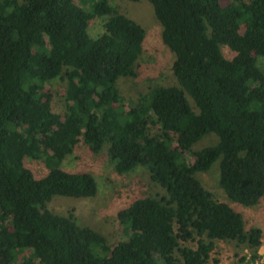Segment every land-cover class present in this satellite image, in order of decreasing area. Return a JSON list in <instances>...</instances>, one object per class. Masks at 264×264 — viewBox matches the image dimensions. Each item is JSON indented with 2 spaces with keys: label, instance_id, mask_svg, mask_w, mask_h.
I'll return each instance as SVG.
<instances>
[{
  "label": "trees",
  "instance_id": "obj_1",
  "mask_svg": "<svg viewBox=\"0 0 264 264\" xmlns=\"http://www.w3.org/2000/svg\"><path fill=\"white\" fill-rule=\"evenodd\" d=\"M147 2L176 82L129 99L118 82L135 76L146 32L111 0H0V264H207L218 240L258 258L261 230H244L195 174L219 161L228 200L264 196V0ZM96 18L103 31L91 36ZM54 80L64 82L62 112ZM210 133L215 144L192 150ZM77 147L104 151L119 174L145 167L165 190L117 211L124 239L113 245L49 207L97 193L91 173L60 167ZM26 158L47 173L37 177Z\"/></svg>",
  "mask_w": 264,
  "mask_h": 264
},
{
  "label": "rangeland",
  "instance_id": "obj_2",
  "mask_svg": "<svg viewBox=\"0 0 264 264\" xmlns=\"http://www.w3.org/2000/svg\"><path fill=\"white\" fill-rule=\"evenodd\" d=\"M113 7L119 12L125 13L136 20L145 30L146 39L142 55L134 66L135 76L124 78L118 82L119 89L129 99H133L138 93L154 85H172L175 78L170 71V64L174 60V54L162 43L161 26L154 18L151 6L147 0L129 2L125 0H111ZM103 19L96 18L89 22L88 32L95 36L103 31ZM226 56H230L226 48H223ZM258 67L264 72V56L257 58ZM47 89L52 92V107L58 112L65 108L64 82L54 80ZM217 136L213 133L203 136L195 142L192 150H199L215 144ZM188 162L192 161L187 156ZM29 167L37 177L47 173V168L40 160L25 159ZM67 171H87L91 173L97 183L98 190L91 198H69L56 196L49 207L52 211L63 215L71 213L81 226H89L99 231L110 245L124 239V234L118 223L117 211L127 205L132 199L140 196L160 198L165 196V190L151 181L149 171L145 167H137L130 172L119 174L108 162L105 152L97 154L87 152L84 148L77 147L67 156L60 166ZM196 178L202 186L210 191L218 201L228 203L239 212L244 221V230L257 227L262 232L261 246L258 249V258L253 262L250 253L241 244L235 241H214V248L207 264H264V196L258 204L243 206L227 199L219 186V161L214 162L204 172H197ZM184 245L191 246V243Z\"/></svg>",
  "mask_w": 264,
  "mask_h": 264
}]
</instances>
